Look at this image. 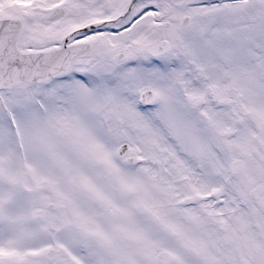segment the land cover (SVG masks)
Listing matches in <instances>:
<instances>
[{"label":"snow or ice","instance_id":"6c2138e0","mask_svg":"<svg viewBox=\"0 0 264 264\" xmlns=\"http://www.w3.org/2000/svg\"><path fill=\"white\" fill-rule=\"evenodd\" d=\"M0 264H264V0H0Z\"/></svg>","mask_w":264,"mask_h":264}]
</instances>
